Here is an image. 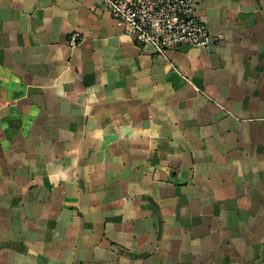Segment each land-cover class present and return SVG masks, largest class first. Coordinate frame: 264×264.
Wrapping results in <instances>:
<instances>
[{
    "label": "crops",
    "instance_id": "crops-1",
    "mask_svg": "<svg viewBox=\"0 0 264 264\" xmlns=\"http://www.w3.org/2000/svg\"><path fill=\"white\" fill-rule=\"evenodd\" d=\"M192 1L217 43L163 58L0 0V264H264V0Z\"/></svg>",
    "mask_w": 264,
    "mask_h": 264
},
{
    "label": "built area",
    "instance_id": "built-area-1",
    "mask_svg": "<svg viewBox=\"0 0 264 264\" xmlns=\"http://www.w3.org/2000/svg\"><path fill=\"white\" fill-rule=\"evenodd\" d=\"M98 6L108 11L125 34L151 46L163 58L184 44L208 50L218 41L196 16L192 0H99ZM81 36L73 31L68 44L75 46Z\"/></svg>",
    "mask_w": 264,
    "mask_h": 264
}]
</instances>
